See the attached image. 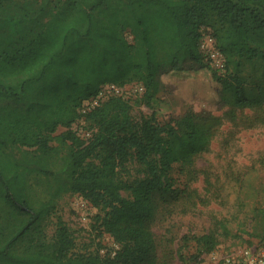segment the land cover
Wrapping results in <instances>:
<instances>
[{"label": "trees", "instance_id": "trees-1", "mask_svg": "<svg viewBox=\"0 0 264 264\" xmlns=\"http://www.w3.org/2000/svg\"><path fill=\"white\" fill-rule=\"evenodd\" d=\"M204 33L224 57L223 73L200 49ZM204 70L231 120L264 104V0H0V264H156L157 200L179 194L172 170L191 175L223 120L188 110L169 121L155 112L135 121L121 96L81 109L103 86L129 82L142 85L141 101L151 107L167 77ZM82 118L96 129L87 141L70 130ZM54 139L68 147L56 171ZM16 146L35 152L18 158ZM131 159L144 176L127 181L121 173ZM32 173L55 183L37 207L28 194ZM65 193L97 209V227L117 249L74 251L61 219L47 239L44 220ZM216 236L195 242L211 251Z\"/></svg>", "mask_w": 264, "mask_h": 264}, {"label": "rangeland", "instance_id": "rangeland-1", "mask_svg": "<svg viewBox=\"0 0 264 264\" xmlns=\"http://www.w3.org/2000/svg\"><path fill=\"white\" fill-rule=\"evenodd\" d=\"M14 11L12 6L8 12ZM125 37L132 43V36L126 33ZM210 63L219 73L224 72ZM165 81L166 88L151 107L141 101L144 89L137 82L113 85L114 88L105 85L96 97L86 100L89 107H95L111 96H121L130 103L135 121L152 112L169 121L188 110L211 112L223 120L209 151L195 159L191 175L181 174L177 168L172 170L179 194L157 200L158 208L150 224L156 240V264H224L225 258L237 257L245 248L264 254V104L238 110L231 120L226 116L228 108L216 101L217 85L208 71L172 74ZM66 130L61 127L54 135ZM70 130L87 141L96 129L82 118ZM49 145L54 148L50 168L56 171L62 167L68 147L57 139ZM13 152L19 158L35 152V148L16 146ZM142 169L131 159L121 176L134 181L144 176ZM54 188V181L42 174L28 177V194L35 207L48 201ZM121 194L130 197L128 191ZM97 213L78 194H61L54 199V208L44 220L46 237L53 240L56 223L61 219L74 237V251L92 252L99 248L100 253L112 252L118 245L111 236L100 232L95 221ZM216 222L226 225L228 235L218 229ZM213 231L217 232L214 249L206 251L197 246L196 237Z\"/></svg>", "mask_w": 264, "mask_h": 264}, {"label": "built area", "instance_id": "built-area-1", "mask_svg": "<svg viewBox=\"0 0 264 264\" xmlns=\"http://www.w3.org/2000/svg\"><path fill=\"white\" fill-rule=\"evenodd\" d=\"M200 49L206 53L210 61L219 71L225 70V60L223 55L216 48L214 39L207 33L203 34L200 41ZM112 88L113 85H112ZM89 102L84 101L81 112L83 114L91 111L94 107L88 106ZM224 264H264V254L254 253L250 249H244L237 257H228L224 259Z\"/></svg>", "mask_w": 264, "mask_h": 264}]
</instances>
